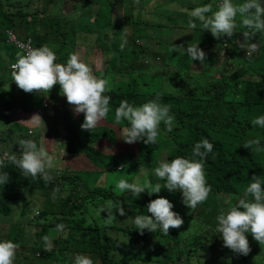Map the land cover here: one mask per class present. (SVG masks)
Instances as JSON below:
<instances>
[{"label": "trees", "instance_id": "1", "mask_svg": "<svg viewBox=\"0 0 264 264\" xmlns=\"http://www.w3.org/2000/svg\"><path fill=\"white\" fill-rule=\"evenodd\" d=\"M35 1L0 0V158H5L0 171L7 172L9 176L8 183L0 185V190H7L0 192V223L6 224L5 233L0 230V240H11L18 245L15 263L31 257L32 260L27 263L33 264L34 252L38 257V251H41L46 264H74L77 254L90 256L94 264H196L189 257L199 242L200 235L196 234L198 224L202 227L206 222V225H210L208 227L216 226V216L225 207L219 192H225L229 199L236 198L239 194L244 195L253 174L264 178V151L257 153L242 146L246 140L259 137L264 147V129L252 124L257 116L264 115V43L261 34L257 33L251 41L258 45V49L247 55L241 48L243 36L239 16L232 39L223 37L217 40L209 31H202L197 22V27L190 29L185 40L188 45L198 44L207 53L205 62H200V66L191 72L190 57L185 52L181 55L172 52L171 46L177 45L176 42L170 40L168 46L162 41L164 36L151 38L142 34L141 25L132 24L129 27L126 24L129 33L124 34V27L123 35L117 32L119 26H110L115 0H108L111 11L106 7H99V13L90 9V17L86 16L85 19H82L84 8L93 0H78L74 3L76 11L70 13H62L64 0H57L55 9L50 7L48 0H43L45 6L52 9V13L48 14L38 10V6L31 10V4ZM38 1L40 4L41 0ZM175 2L182 6V11L200 6V1L190 5L185 0H158L155 6H174ZM203 2L206 4L208 0ZM136 4L137 0H128L125 4L133 11L134 20H137L134 17L136 9L141 11L147 7L143 0H139L138 7H135ZM175 13L172 9L171 16H167L165 22L157 18V27L166 28L164 25L176 24L178 21L172 16ZM122 16L116 19L124 18L127 22V15L123 13ZM16 19L22 23L25 31L20 38L25 41L30 37L35 47L49 46L56 53L58 63H65L68 55L75 53L77 43L84 44L89 51L97 46L105 52L106 70H113V76L120 80V84L115 88L109 87L110 90L105 93L111 97V111L97 127L91 131L82 130L83 113L75 114L68 103L64 105L69 107L60 112V104L51 106L50 101L45 105L42 103V93L26 96L24 91L17 92L19 88L12 81V70L8 65L15 61L16 50H23L12 43L5 32L6 29L20 26ZM90 21L94 25L90 26ZM179 21L184 24L177 28L188 26L185 25V17ZM77 22L84 25H77ZM139 23L145 28L149 26L147 21ZM81 30L95 33L96 44L79 40ZM174 32L171 29V36H176ZM141 40L143 45L139 44ZM213 46L228 54L222 56V52L213 53ZM161 48H166L162 63L144 60L149 52L156 57ZM209 48L212 49L209 51ZM154 49H158V52H154ZM234 57L240 61L238 63L242 62V66L228 72L229 66L235 63ZM215 61L220 62L223 68L213 65ZM171 63L174 68L168 70L167 66H171ZM157 98L160 103L170 107V114L175 118L172 131H167L162 124L155 144L145 145L142 141L125 143L120 136L126 122L120 125L114 122L115 108L122 100L138 106ZM47 107L53 113V120L57 115L60 119L61 115V127L64 129L62 140L49 149L43 143L45 138H40L43 130L33 129L28 133V126L32 122L25 121L34 115L33 112L43 117ZM13 108L19 110L14 117L16 129L6 132L13 123ZM37 108H43L42 113L36 114ZM50 132L49 126L45 127L44 133ZM205 138L214 146L205 163L206 179L211 187L207 201L213 199L208 204L206 201L195 209H188L182 203V194L178 190L169 192L162 187L159 193L149 195L145 191L137 197L130 191L121 194L112 187L95 183L105 171L112 168L124 170V163L128 161L132 164V168H128L131 172L123 179L133 183L144 176L153 185H163L165 182L154 174L159 162L170 161L176 156L191 158L195 143ZM21 140L35 142L43 149L45 158L52 160V166L47 169L48 181L41 177H25L19 168L6 159L22 152L19 146ZM96 170L99 175H94L93 171ZM132 172H135L133 177ZM57 188L59 191H56ZM38 192L46 194L45 200L37 201ZM52 192L54 197H51ZM158 196L173 204L172 211L179 214L184 223L178 229H170L168 235L159 230L155 233L144 230L140 234L132 220L141 213L150 215L146 211L147 204ZM109 200L117 207H123L126 215L121 216L113 210L115 219H111L107 217V212L100 213V207ZM40 201L43 202L42 207H31ZM205 207H208L210 216L203 213ZM96 211L99 213L96 214ZM17 215L18 219L15 218ZM61 223L65 225L62 231L64 235L62 232L58 235L55 231V226ZM184 229H187L185 234ZM206 231L209 232L208 229ZM212 234L216 236V231ZM44 237H48L47 244ZM49 243L51 251L46 252L44 249ZM147 249H151V252L155 250L157 256L153 252L155 255L146 256L144 251ZM26 250L29 253H23ZM244 257L235 256V259L244 264ZM248 257L252 261L254 256L248 254Z\"/></svg>", "mask_w": 264, "mask_h": 264}, {"label": "clouds", "instance_id": "2", "mask_svg": "<svg viewBox=\"0 0 264 264\" xmlns=\"http://www.w3.org/2000/svg\"><path fill=\"white\" fill-rule=\"evenodd\" d=\"M214 4L215 7L213 3H208L190 10L187 13L188 28L195 29L199 22L201 30L209 31L217 40L223 37L232 38L237 29L239 16L240 25L246 29L242 31L241 48L247 55L255 52L258 45L251 41L257 33L264 32V0H242L240 3L234 0H214ZM6 30L14 33L10 29ZM15 36L23 40L16 34ZM245 42H248L247 48ZM32 46L17 52L15 61L8 65L12 70L11 77L16 86L25 93L48 94L55 85H59V94L72 106L74 113H83L81 129L91 131L97 127L111 111V97L105 94L110 90L109 82L95 76L92 67L83 62L77 53H70L65 63H58L56 53L49 46L35 47L33 44ZM177 49L185 52L192 61L198 60L203 64L206 60V54L198 44L187 45V48L173 45V51ZM44 100L46 101L42 98V103ZM174 119L170 114V107L160 103L158 98L138 106L122 100L114 111V122L117 125L126 122L120 138L127 144L138 141H142L145 145L155 144L161 125L163 124L166 130L171 132ZM25 121L42 122L44 125L41 117L35 114ZM252 124L264 129V115L257 116L252 120ZM19 146L22 152L19 155L12 154L6 159L19 168L25 177L31 176L34 179L41 177L48 181L50 177L47 169L52 166V160L45 158L43 149L30 140H21ZM242 146L257 153L264 151L259 137L246 140ZM213 147V144L205 138L195 143L191 158L176 156L170 161L161 160L154 169V174L165 182L163 185L160 183L153 185L151 181L146 184L129 183L125 179H120L115 186L121 194L130 191L137 197L145 191L149 195L159 193L162 187L169 192L178 190L182 194V203L188 209H195L207 201L211 191L206 179L205 163ZM4 159L0 158V169L4 167ZM8 181V173L0 171V185L3 186ZM56 191L59 189L57 188ZM226 205L216 216L215 228L223 241V246L237 255L247 256L251 251L248 235H251L259 245H264V178L253 174L244 189L243 198H239L235 203L229 199ZM172 209L173 204L168 199L158 196L147 204L146 211L150 215L138 214L133 218L132 223L140 234H143L144 230L152 233L159 230L164 235H168L170 229H178L184 223L179 214ZM113 210L121 216L126 215L123 207H117L111 200L101 206L99 212H107V217L115 219ZM15 218L18 219V215ZM64 229L65 225L62 223L55 226L57 232H62ZM44 241L47 244L48 237H44ZM17 247L18 245L11 240H0V264H14ZM44 250L51 251V245L49 244ZM74 264H94V262L88 255L77 254Z\"/></svg>", "mask_w": 264, "mask_h": 264}, {"label": "rangeland", "instance_id": "3", "mask_svg": "<svg viewBox=\"0 0 264 264\" xmlns=\"http://www.w3.org/2000/svg\"><path fill=\"white\" fill-rule=\"evenodd\" d=\"M48 1L50 3V7H54L53 9H55V7L57 6V0H48ZM77 1L78 0H64L63 6L61 8L62 13H70L71 11L75 12L76 8L74 7V3ZM157 1L158 0H156V1H154V0L153 1L143 0V2L147 3V7H145L146 10L142 9L141 11H139V8L136 9L134 17L137 18V20H134L132 18L133 11L129 10L128 7H125V4L128 3V0H115L116 5L114 7H112L113 12H112V18H111L110 26H119V29H117V32H120V34L123 35L122 32H123L126 24L129 27H131L132 24L141 25L142 34H147L151 38H157V35L159 38L164 36L162 41L164 43H167L168 46L171 44L170 40H172L173 42H176L178 46H183L184 48H187L188 42L185 40V36L188 37L190 29L188 28V26L186 28H177V26L178 25L182 26L184 24L181 21H179L180 18L185 17L186 23L188 22L189 16L187 13L194 8H186L182 11V6H180L176 2L174 3V6L170 5L168 7H156L155 3H157ZM185 1L191 3L190 5L197 4L199 1H200V3H199L200 6L204 5V3H205V2H203L205 0H185ZM234 2L238 3L236 0H234ZM208 3H213V6L215 7L214 0H208V2L206 4H208ZM40 4H39V1L36 0L34 3L31 4L32 5L30 7L31 10L38 6L39 7L38 10H42L44 13H47V14L52 13L51 12L52 9L50 10L49 7H46L43 0L40 1ZM138 6H139V2H137L135 7H138ZM99 7H106L105 9L108 11L112 10V8L108 5V0H93V3L89 2L87 4V6L84 8V13H83L82 19H85L86 16H87V18H88V16L90 17V13H91L90 9L93 12L98 11V13H99V10H100ZM172 9H174V11L176 12L172 16L175 18L174 20H177L178 22H176V24L174 23L172 25H164V26H166V28L165 27H161V28L157 27V25H159V21H157V18L160 19V21L165 22L166 17L171 16L170 13H172ZM183 12H185L184 16L182 15ZM123 13H125V16L127 15V22L124 18H122V20L116 19L117 17L119 18V16L123 17L122 16ZM73 15L76 16L75 14H73ZM105 15H106V13H105ZM16 20L18 21V19H16ZM145 21H147L149 24V26H147L146 28L142 26V23H139V22H145ZM186 23H185V25H188ZM18 24L20 26H15L14 29H10V30L14 31V33L18 37H23L24 32H25L22 28L23 25L20 22ZM77 25L83 26L84 23L83 22H80V23L77 22ZM89 25L92 26V25H94V23H92V21H90ZM239 25H240V23H239ZM171 29L175 30L174 33H176V36H173V34L171 36ZM108 30H110V27L108 28ZM240 30L244 31L246 29L241 28ZM6 31L7 30H5V32ZM127 33H129V31H127L126 27H125L124 34H127ZM259 34H261L262 43H264V32L259 33ZM81 36L85 37V38H82ZM232 38H228V39H232ZM78 39L79 40L84 39L85 41H93V43L96 44L95 33H93V32H83L81 30V32L78 33ZM165 40H168V42H166ZM139 44L143 45L142 40L139 42ZM173 45H176V44H172V46H171L172 52L174 53ZM157 46H158V44H157ZM162 46H163V44H162ZM165 49L166 48H161V49H159V52L157 51L158 49H154V52L155 51L158 52V54H156L157 56L155 57V56H153V54H151V52H149L147 59H144V60L146 62L148 61V63H150V61H154V60H155L156 64L162 63L163 52ZM211 49L212 48H209V51ZM75 50H76L75 53L79 54L81 60L83 62L87 63L90 67H92L93 74L95 76H97L99 78H104L109 82L108 87L115 88L120 84L119 83L120 80L119 79L116 80V78L113 76V73H114L113 70H111V69L106 70V68H107L106 57L107 56H106L105 52L101 51L97 46L93 47L92 50L89 51L87 49V47H85V45L81 44V43L76 44ZM175 51L177 52L176 55L183 54V52L178 50V49ZM17 52H21V51L17 49L16 53ZM212 52L213 53L214 52L219 53L222 51H219L218 48L213 46ZM159 53H161V54H159ZM204 53L206 54L207 51L204 50ZM225 54H228V53H223L221 55L225 56ZM234 59H235V63H232L229 66V69H227L226 71L232 72V71L236 70L238 67L242 66V65H240L242 62L238 63L240 61L238 59H236L235 57H234ZM230 60H232V59H230ZM193 62H195V63H193ZM136 64L137 65L139 64V62L137 60H136ZM199 64H200V61H198V60H193V61L190 60V62H189L190 71L192 72L194 69L198 68L200 66ZM191 65H192V67H191ZM213 65H219L221 68H223L222 64L220 62H217V61H215ZM167 67H168V70H171V68H174V64L171 63V66H170V64H168ZM216 73H218V72H216ZM17 92L21 93L23 91L20 89H17ZM34 94L35 93H25L24 92V95H26V96H33ZM42 98L46 99V101H45L46 103L50 101L51 106L55 105V104H60V107H59L60 112L65 110L67 107H69V106L64 105L65 103H67V101L63 96H61L59 94V85H55L48 94L42 93ZM18 111H19L18 109L13 108L12 114L13 113L14 114L11 117L13 120V123H12V126L7 127L6 132L10 131V130L13 132L16 129L17 122L14 121L15 120L14 117H15V113H17ZM35 111H36V114H38L40 112L42 113L43 108H40L39 110H35ZM51 113H52L51 109L49 107H47V108H45L43 117L40 116L41 119L43 120L45 126L43 125L42 122L31 121L32 122L31 124L35 126V128H32L34 126H32L28 123H23V125H27V126L30 125V126H28L29 127L28 133H29V130L33 131V129L38 130L40 128L41 130H43V133H41L40 138H45V140H43V143H46L45 144L46 149H49L50 147L55 146V144L58 140H62V137L64 134V129L61 127V115H59L60 119L57 115V117H54V120H53ZM33 114H35V113L33 112ZM47 116H49V121H47ZM48 126L52 132H50V134H45L44 133L45 127H48ZM129 167L132 168L131 162L125 161L124 170L120 171V170H117L116 168H112L111 170L105 171L99 177H97V179L95 180V183L96 184H102L104 186H108L109 188L112 187L115 190H118L115 185L120 179H123L126 176H128V174L131 172L128 170ZM91 172H92V170L89 171V173H91ZM93 172H94V175H99V174H97V170L93 171ZM134 173L135 172H132V177L134 176ZM81 174H82V172H81ZM139 181L142 184H146L148 182L145 180L144 176H141L140 179L136 182H139ZM89 183H91V182H89ZM4 191L7 192V190H5V189L0 190V192H4ZM219 196L221 197L223 204L226 207L227 206L226 201L229 200L228 195L225 194V192L221 191V192H219ZM243 196L244 195L239 194L236 198L232 197L230 199H232V202L235 203L239 198H241ZM36 197L38 198L37 201L45 200L44 197H46V194L42 193V192H38L36 194ZM51 197H54L53 192L51 193ZM212 200L213 199H211V201ZM33 201L37 202L35 199ZM211 201H207V204ZM37 206L42 207L43 202L40 201L39 203H35L31 207L35 208ZM37 209H38V207H37ZM193 212H194L193 214H195V211H193ZM98 213L99 212L96 211V214H98ZM203 213H206L208 216H210L208 214V207L203 208ZM197 218H199V217H197ZM199 219H201V218H199ZM206 224L207 223L204 222L202 227H200L198 224L196 234L200 235L199 236V242L197 243V247H196L195 252H192L190 254L191 256L189 257V259L191 260V262H193V260H195V262H197L196 264H221V262H224V264H242V261L235 259V256L240 257V255L233 253L230 249H226L223 246L222 239L220 238V236L217 233H216V236H214L212 234V233H215L216 226L208 227L210 225H206ZM4 229H6V224L0 223V230L2 231V233H5L3 231ZM207 229L209 230V232L206 231ZM183 232L185 234L187 232V229H184ZM56 234L60 235L59 232H56ZM62 234L64 235L65 233L62 232ZM216 238H218V240H216ZM0 239H1V237H0ZM247 239L249 241V245L251 248V251L249 252V254H251L254 257H253L252 261H250L248 255L245 256L244 257V264H264V245H259L255 240L252 239L251 235H248ZM60 243H62V240H60ZM49 244L51 245V243H49ZM152 252L155 253L157 256V252L155 250H152ZM152 252H151V249H147L144 251V254L146 256H148V255H152L153 254ZM23 253H29V252L26 250ZM30 254H33V252H30ZM36 254H37V252H34V256H35L34 259L35 260H34L33 264H46L47 261L42 256V252L38 251V254H39L38 257H36ZM155 254H153V255H155ZM183 258H185V256H183ZM17 259H18V257H17ZM19 259H20V257H19ZM25 259H26V261H25ZM25 259H20V260H18L20 263L14 262V264H28L27 261L32 260L31 257H26Z\"/></svg>", "mask_w": 264, "mask_h": 264}, {"label": "built area", "instance_id": "4", "mask_svg": "<svg viewBox=\"0 0 264 264\" xmlns=\"http://www.w3.org/2000/svg\"><path fill=\"white\" fill-rule=\"evenodd\" d=\"M7 34H8V39L12 42L15 43V45L22 49L23 51L28 48V47H33L32 46V43H31V39L28 38L27 40H20L19 38H16L15 34L11 31H7ZM12 65V64H11ZM44 105L46 104L45 100H44ZM29 132H31V130H29Z\"/></svg>", "mask_w": 264, "mask_h": 264}, {"label": "crops", "instance_id": "5", "mask_svg": "<svg viewBox=\"0 0 264 264\" xmlns=\"http://www.w3.org/2000/svg\"><path fill=\"white\" fill-rule=\"evenodd\" d=\"M45 3V2H44Z\"/></svg>", "mask_w": 264, "mask_h": 264}]
</instances>
